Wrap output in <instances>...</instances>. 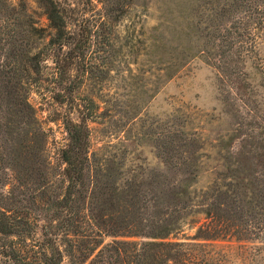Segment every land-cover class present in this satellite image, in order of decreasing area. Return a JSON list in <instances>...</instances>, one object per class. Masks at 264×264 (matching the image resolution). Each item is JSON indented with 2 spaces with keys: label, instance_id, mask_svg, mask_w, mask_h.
<instances>
[{
  "label": "trees",
  "instance_id": "trees-1",
  "mask_svg": "<svg viewBox=\"0 0 264 264\" xmlns=\"http://www.w3.org/2000/svg\"><path fill=\"white\" fill-rule=\"evenodd\" d=\"M91 2L0 0V41L12 44L16 35L20 40V64L0 68V77L4 76L0 81L8 87L0 92L5 102L0 124L10 139L17 134V147H10V165L15 179L30 190L21 191L27 195L20 205L12 189L0 192V238L14 244L9 248L0 244V254L21 264H62L63 259L68 264H192L191 244L181 238L264 237L263 126L250 127L234 150L231 133L240 127L218 116L215 127L223 132L209 142L216 149L217 164L203 184L206 142L188 124L172 128L164 145L169 155L163 160L176 176L157 170L125 174L124 162L97 156L92 149L88 121L96 103L92 97H79L76 117L70 112L63 115L65 142L52 163L48 133L29 92L39 81L41 62L47 56L54 63L55 82L73 76L71 65L80 57L76 29L83 19L80 11ZM163 9L156 35L162 41L155 44V52L167 55L166 79L202 59L217 68L228 96L233 87L247 90L241 62L230 63V59L234 47L244 46L250 21H264V0H165ZM107 13L105 7L100 14L105 18ZM41 15L46 25L41 24ZM46 46H50L48 53ZM17 70L21 74L18 93L13 79ZM72 86L70 79L53 91V97L75 99ZM237 91L234 96L246 104ZM219 98L223 101L218 113L236 116L235 100ZM3 161L0 154V167ZM39 219L42 237L37 240L32 232ZM27 238L35 258L21 253L20 242Z\"/></svg>",
  "mask_w": 264,
  "mask_h": 264
},
{
  "label": "rangeland",
  "instance_id": "rangeland-1",
  "mask_svg": "<svg viewBox=\"0 0 264 264\" xmlns=\"http://www.w3.org/2000/svg\"><path fill=\"white\" fill-rule=\"evenodd\" d=\"M92 2V5L86 4L80 11L83 19L76 28L79 31L77 37L80 38L77 42L80 57L71 65L73 76L55 82L54 63L47 56L41 62L40 79L29 92L30 100L48 133V150L52 163L57 162V150L65 142L63 115L70 112L72 117H76L75 103L80 101L79 97L89 96L96 103V112L88 121V126L92 149L97 156L120 159L124 162L122 170L125 174L138 172L146 175L151 170H157L176 176L163 160L169 155L164 150V145L172 128L178 130L180 126L188 124L206 142L200 175V183H205L209 170H215L214 166L217 164L216 149H211L209 142L223 132L215 127L219 121L218 116H221L220 119L233 121V126L240 127L237 133H231L234 150L250 127H264V21H250L246 36L243 37L244 46L234 47L233 57L230 59V63L241 62L245 82H249L245 92L241 88L238 92L233 87L238 95L244 96L246 105L238 96H234V91L228 96V86L219 80L217 68L202 59L193 60L171 78L163 76L167 55L156 54L155 44L162 41L156 35L161 30L157 26L164 19L165 0ZM105 7L108 13L104 18L100 13H104ZM40 22L46 25L43 15L40 16ZM19 41L18 35L12 44L7 40L0 41L1 69L20 64ZM251 44H256L253 51L248 50ZM11 50L13 55H9ZM44 52H50V46L44 47ZM18 71L13 76L16 93L20 90L21 82ZM3 77L2 74L0 78ZM70 79L75 99L64 98L59 101L53 97V91L61 89ZM1 82L0 92L8 89ZM221 95L229 97L231 102L235 100L239 108L235 111L236 116L218 113L222 107V98H219ZM4 110L5 102L0 98V122ZM4 129L0 124V154L5 157L0 167V192L6 193L8 189H12V196L20 198L16 203L20 205L26 202L24 197L27 195L21 191L25 193L30 190L15 179L10 165V147H17V134L10 139ZM219 131L221 132L218 133ZM38 221L32 232L37 240L42 237V220ZM181 240L191 244L192 264H264L263 236L242 240ZM3 243L4 248L14 245L5 237L0 238V244ZM29 243L28 238L20 242L21 253L34 254L29 257L35 258L36 252L33 253ZM0 264L21 263H15L7 255L0 254ZM62 264H68L67 260L63 259Z\"/></svg>",
  "mask_w": 264,
  "mask_h": 264
}]
</instances>
